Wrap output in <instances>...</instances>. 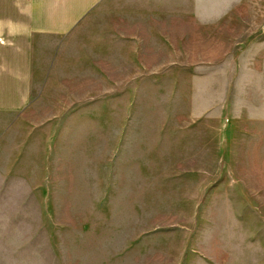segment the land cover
I'll return each mask as SVG.
<instances>
[{
  "label": "rangeland",
  "instance_id": "1",
  "mask_svg": "<svg viewBox=\"0 0 264 264\" xmlns=\"http://www.w3.org/2000/svg\"><path fill=\"white\" fill-rule=\"evenodd\" d=\"M21 50L0 264H264V0H0Z\"/></svg>",
  "mask_w": 264,
  "mask_h": 264
},
{
  "label": "crops",
  "instance_id": "2",
  "mask_svg": "<svg viewBox=\"0 0 264 264\" xmlns=\"http://www.w3.org/2000/svg\"><path fill=\"white\" fill-rule=\"evenodd\" d=\"M67 29H68V27L64 26V22H62L61 24L56 23L51 28L49 27V23L46 24L47 33H49V31H50L51 32L50 33L51 36L57 37V38L60 37V36H62V38H63L64 35L67 32L66 31ZM19 31L21 33V36H23L25 29L22 28ZM75 35H76V30H74L73 32L68 33V35L66 34V36L64 38V41L62 42V46H61V48L59 50V54H61V53L64 54V53H67L69 51V49H70L68 47L70 45L69 43L71 41H73L74 37L76 38ZM28 59L29 58L26 56V53L23 52V51L19 52V53H16L15 57H13V56L11 57L9 55V56L5 57L4 59H2V56H1V53H0V75L2 74V70L6 71V70H11L12 69V70L19 71L18 68L20 69V67H21V70H24L25 74H29L32 77H35L37 75L36 74V68H35V66L33 68V65L31 66L29 64H26ZM2 60H4V61H2ZM16 61L24 62V64L23 65H21V64L18 65L17 63H15ZM2 62H3V65H2ZM27 79H26V83H25L26 85H25V90H24L25 97L24 96L23 97H24V101L25 102H30L32 100V97H33L31 95V93H33V92H35L37 90L33 89V88H28L27 89V86H28V80ZM16 91L17 90H16L15 87L13 89L9 90V93H13L14 94L12 96V98L9 99V102H10L9 103L10 104L9 107L11 109H13V108L16 109L17 107L20 106V105L18 106V98L16 96ZM44 91H45V89H44ZM5 92H6V90H5ZM23 97L20 96L19 101ZM0 196H1V163H0ZM0 203H1V200H0ZM0 221H1V214H0Z\"/></svg>",
  "mask_w": 264,
  "mask_h": 264
}]
</instances>
